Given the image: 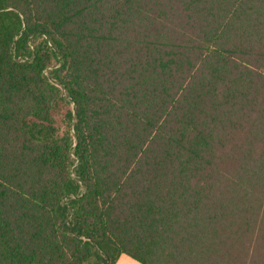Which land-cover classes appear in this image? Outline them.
I'll return each mask as SVG.
<instances>
[{
  "label": "trees",
  "instance_id": "16d2710c",
  "mask_svg": "<svg viewBox=\"0 0 264 264\" xmlns=\"http://www.w3.org/2000/svg\"><path fill=\"white\" fill-rule=\"evenodd\" d=\"M264 264V0H0V264Z\"/></svg>",
  "mask_w": 264,
  "mask_h": 264
},
{
  "label": "crops",
  "instance_id": "0c3cea01",
  "mask_svg": "<svg viewBox=\"0 0 264 264\" xmlns=\"http://www.w3.org/2000/svg\"><path fill=\"white\" fill-rule=\"evenodd\" d=\"M115 264H142L129 255L122 254Z\"/></svg>",
  "mask_w": 264,
  "mask_h": 264
}]
</instances>
